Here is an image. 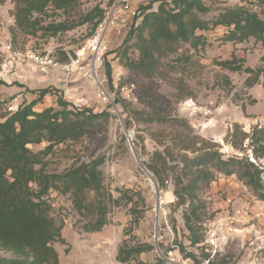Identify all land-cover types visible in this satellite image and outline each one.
Instances as JSON below:
<instances>
[{
	"label": "rangeland",
	"instance_id": "374dc122",
	"mask_svg": "<svg viewBox=\"0 0 264 264\" xmlns=\"http://www.w3.org/2000/svg\"><path fill=\"white\" fill-rule=\"evenodd\" d=\"M113 2L114 0H79L75 7L66 11H49L51 15L46 22H64L73 26L57 35H41V32L35 36L25 35L15 29L14 21L10 27H5L7 39L12 42L10 52L0 49V68L11 61L14 66L29 67L30 70L29 60L17 55V51L26 53L30 50L49 55L58 62V65L47 72L32 69L38 76L58 73L55 84L47 86L52 88V93L47 94L51 95L53 103L49 106L61 109L58 104V98L61 97L69 103L70 109L88 108L96 113L105 111L110 114L106 121H100V126L92 134L78 141L57 145L55 151L46 157L45 170L60 173L76 164L104 155L105 162L101 169L107 189L115 197L120 196L124 190H130L129 194L134 197L129 203L125 198L120 205L112 207L110 222L102 230L88 232L84 226L89 217L74 208L71 196L51 190L47 195L51 204V216L58 225L63 226L62 234L67 241L66 244H53L58 251L60 264H177L182 261L181 258L189 257L188 253L195 254L196 258L189 257L195 264H203L204 253L210 254V264H243L244 259L249 258L248 248L252 247L249 231L238 235L239 231L232 228L235 225L231 221L233 219L228 216H233L240 207L245 209L255 201L262 200L246 186L242 178L238 175H219L204 192L209 216L204 225L205 237L210 229H217L220 237L219 248L212 254L213 247L205 243V239L204 244H190L182 210L175 209L172 204L175 200L173 192L170 189L158 192L150 174L139 162V159L142 162L148 161L153 150L164 147L158 140L172 141L170 138L179 129L135 120L127 125L130 111L134 108L142 110L148 103L139 83H133L131 71L123 66L124 59L121 62L118 59V69L113 67L112 61L117 58L120 48H123L130 29L123 33V41L119 47H110L107 43L109 32H118L115 27H110L103 37L108 47L102 53L98 76L111 99L108 101L98 96L100 90L95 85L92 70L95 54L90 44L97 27H94L92 21H86V18L92 12L95 13L97 8L103 9L106 14ZM206 2L224 7L248 4L250 0ZM141 5L139 3V8ZM14 7L12 2V15ZM216 29L206 32L207 43L199 50L191 49L188 43L182 42L178 53L170 57L173 66L167 67L168 76L156 77L150 81L154 92L161 95V100L156 103L160 109L172 116L186 119L193 129L192 134L214 142L225 158L242 156L244 152L231 145L232 134L236 127L252 133L255 126L264 124V72L260 75L259 82L250 87L247 85V78L254 77L253 75L242 70L224 68L219 62L232 60L234 57L243 58L244 66L262 67L264 70V61L261 59L264 56V42H255L251 38L236 47V43L222 41L221 36L226 28L219 31ZM132 44L133 40L128 42V56L136 58L138 50ZM84 48V55L77 61L78 54ZM180 54H184L183 57ZM174 56L176 59H172ZM178 56L184 59L179 61ZM65 64L73 66L66 71ZM60 80H66V83L61 84ZM41 89L43 88H36L31 92L37 93ZM151 131L156 133L157 140L151 135ZM248 142V139L245 140L244 146ZM46 145L47 142H43L31 144L30 147L37 151ZM139 192L146 199L145 205L139 200ZM134 205L140 210L145 209L138 222L133 220L134 215L130 211ZM247 225L248 223L245 224ZM124 242L130 245L148 244L153 248L128 262H121L117 256ZM12 255L11 252L0 250L2 257Z\"/></svg>",
	"mask_w": 264,
	"mask_h": 264
},
{
	"label": "trees",
	"instance_id": "16d2710c",
	"mask_svg": "<svg viewBox=\"0 0 264 264\" xmlns=\"http://www.w3.org/2000/svg\"><path fill=\"white\" fill-rule=\"evenodd\" d=\"M155 1H158L157 8H154ZM12 2L15 6V29L35 36L39 32L41 35H57L73 28L64 22L46 20L51 15L49 11H66L75 7L79 0ZM263 3L264 0H250L248 4L218 7L206 0H151L140 6L123 48L118 52L119 62L124 59L123 66L133 74V83H139L148 99L144 109L130 111L127 125L135 120L179 129L170 138L172 141L158 140L164 147L153 150L149 160L143 161V164L156 179L160 190L170 189L173 192L175 200L172 204L175 209L182 210L192 246L204 244V225L209 216L203 195L219 175H238L264 201V166L261 162L264 159V124L255 126L252 133L236 127L231 145L244 153L225 158L214 142L192 134L193 129L186 119L172 116L159 108L156 103L161 100V95L154 92L150 79L168 76L166 69L173 66L170 57L178 53L182 42L188 43L191 49L199 50L207 43L205 32L218 26L227 29L221 36L224 42L243 43L251 38L255 42H264ZM104 14L103 9L97 8L86 21H92L97 27ZM131 40L132 46L138 50L136 58L128 56V42ZM183 55L180 54L181 57ZM180 56L177 58L179 61L184 59ZM261 59L264 61V56ZM243 62V58L234 57L219 64L253 75L247 78V85L253 87L264 70L262 67L244 66ZM48 93H52V88L39 90L35 99L15 110L9 109L6 101L0 100V250L13 254L10 257L0 256V264H60L53 244H66L67 241L62 234L63 226L51 216L47 195L53 189L69 194L74 208L89 217L84 226L88 232L102 230L110 222L112 207L120 205L123 199L126 198L127 203L134 200L130 190H124L115 197L107 189L101 169L104 155L60 173L45 170L46 157L55 151L57 145L78 141L92 134L100 126V121H106L110 115L109 112L96 113L88 108L70 109L69 103L61 97L58 98L61 109L53 106L35 109V105ZM151 135L157 140L154 131ZM247 139L249 142L244 146ZM43 142L47 145L40 150L30 147ZM135 144L138 143L135 141ZM138 196L145 205L144 195L139 192ZM135 205L130 211L134 215L133 220L138 222L145 209L140 210ZM152 248L148 244L130 245L124 242L117 258L128 262ZM188 255L196 258L193 253ZM207 258L210 254L204 253V259Z\"/></svg>",
	"mask_w": 264,
	"mask_h": 264
},
{
	"label": "crops",
	"instance_id": "0c3cea01",
	"mask_svg": "<svg viewBox=\"0 0 264 264\" xmlns=\"http://www.w3.org/2000/svg\"><path fill=\"white\" fill-rule=\"evenodd\" d=\"M149 1L151 0H139V3L146 4ZM157 4L158 1H155L154 6ZM11 11L12 0L0 1V24L2 25V28H0V49H3L2 51L6 53L10 52V49H8L7 46L12 42L7 39L5 27H10V25L15 21ZM134 21L135 18L128 12L123 13L120 18L122 32L124 33L130 29ZM220 29L224 28L220 26L216 30L219 31ZM121 33L117 31H110L107 36L108 46L114 47V45H116L115 47H119L123 41V33ZM239 44L241 43H236V47H238ZM112 62L113 67L118 69L120 66L118 58ZM4 66L5 65L2 66L3 68H0V100L6 101L8 106L11 107V110H15L23 103L30 102L35 99L38 96V92L32 93L31 91L33 89L44 88L51 83L55 84L58 77V73L55 71V73H52L49 76H38L34 74L35 71L32 70V67L29 70V67L23 68L22 66H14L11 61L6 63V67ZM3 70H6V72ZM60 81H62L61 84L66 83V80ZM50 102L51 95H45L43 100L39 101L34 108L40 110L48 107L53 104L52 102L50 104ZM228 217L233 219L231 221L232 223H235V225H233L232 228L239 231L238 235H242L243 231H249V238L252 247L248 248L247 254L249 255V258L244 259L243 264H246L249 261L255 264L264 263V252H262V250H264V201H255L252 205L245 209L240 207L234 212L233 216ZM246 223H248L247 226H245ZM234 234L237 235V233ZM250 262L248 264H250Z\"/></svg>",
	"mask_w": 264,
	"mask_h": 264
},
{
	"label": "built area",
	"instance_id": "2783aa9c",
	"mask_svg": "<svg viewBox=\"0 0 264 264\" xmlns=\"http://www.w3.org/2000/svg\"><path fill=\"white\" fill-rule=\"evenodd\" d=\"M125 12H128L132 17L135 18L139 14V0H114L110 10L106 12L102 21L97 25L96 32L94 36L92 37V39L90 40L92 50L95 54V57L93 59L92 70L95 75V79H94L95 85L100 90L98 93V96L108 101H110L111 97L103 89V81L98 76V69L100 68V64H101L102 53L106 51L108 47L103 37L106 31L110 27H115L119 33L122 32L120 18H121V15ZM7 48L11 49L12 48L11 44H9ZM83 51L85 52V48L80 51V54H78L77 61H79V58L84 55ZM16 53L17 55L24 56L25 58H27L32 68L40 69L43 72H47L50 68L58 65V62H56L49 55L34 53L30 50L26 53H22L19 51H17ZM71 66L69 64H65L64 66L65 70L69 71L71 69L70 68ZM4 67H6V65ZM3 71L6 72V70H3ZM9 109H11V107H9ZM261 162H262V165L264 166V159H262ZM263 179H264V176H263ZM219 240H220V237L218 235L217 229H210L207 232V235L205 237V243L213 247L212 254H215L217 249L219 248ZM207 250L210 251V249H207ZM181 259L182 261L177 264H195L192 258L186 257V258H181ZM210 261L211 259L207 258L204 260L203 264H209ZM250 264H255V263L250 262Z\"/></svg>",
	"mask_w": 264,
	"mask_h": 264
},
{
	"label": "water",
	"instance_id": "95a60500",
	"mask_svg": "<svg viewBox=\"0 0 264 264\" xmlns=\"http://www.w3.org/2000/svg\"><path fill=\"white\" fill-rule=\"evenodd\" d=\"M134 150H135V149H134ZM135 153H136V150H135ZM136 155H137V153H136ZM139 162H140L142 168H143L148 174H150V175H149L150 178H151L152 181L154 182V184H155V186H156L158 192H160L159 185H158L156 179L153 178L152 174L146 169L145 165L143 164V162H142L140 159H139ZM159 201H160V195H159V193H158V204H159Z\"/></svg>",
	"mask_w": 264,
	"mask_h": 264
}]
</instances>
